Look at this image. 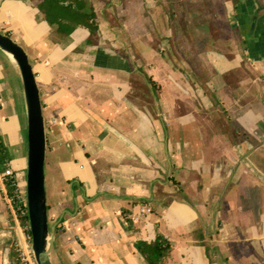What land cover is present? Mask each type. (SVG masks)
Instances as JSON below:
<instances>
[{"label":"crops","instance_id":"crops-1","mask_svg":"<svg viewBox=\"0 0 264 264\" xmlns=\"http://www.w3.org/2000/svg\"><path fill=\"white\" fill-rule=\"evenodd\" d=\"M41 1L0 0V31L40 89L53 264H148L135 241L157 233L166 264L264 255V0H84L98 28L68 35ZM0 129L20 181L26 101L2 49ZM13 241L28 247L0 178V264Z\"/></svg>","mask_w":264,"mask_h":264},{"label":"water","instance_id":"water-1","mask_svg":"<svg viewBox=\"0 0 264 264\" xmlns=\"http://www.w3.org/2000/svg\"><path fill=\"white\" fill-rule=\"evenodd\" d=\"M0 49L12 54L19 69L27 110L26 202L36 264H53L54 229L50 228L46 195V123L33 64L25 48L0 31ZM4 264H8L6 259Z\"/></svg>","mask_w":264,"mask_h":264},{"label":"trees","instance_id":"trees-1","mask_svg":"<svg viewBox=\"0 0 264 264\" xmlns=\"http://www.w3.org/2000/svg\"><path fill=\"white\" fill-rule=\"evenodd\" d=\"M38 6L44 13L46 20L55 26L56 31L62 35L72 33L79 25L88 27L92 33L96 32L98 28L96 13L92 7L87 6L84 0H42ZM148 79L154 84V81L150 77ZM11 159L8 146L4 141L0 129V172L4 171L10 165ZM22 178L24 180L26 179V170ZM3 182L6 186L7 194L11 199L14 213L26 234L31 236L28 212L23 213V210L26 208V203L19 197L21 190L26 191V181L22 185L10 179L4 180ZM135 247L144 256L148 264H166L173 250L172 242L162 233H157L153 240H147L145 238L137 239L135 241ZM10 264H22L20 251L16 247L15 241H13L11 246Z\"/></svg>","mask_w":264,"mask_h":264},{"label":"built area","instance_id":"built-area-1","mask_svg":"<svg viewBox=\"0 0 264 264\" xmlns=\"http://www.w3.org/2000/svg\"><path fill=\"white\" fill-rule=\"evenodd\" d=\"M0 178L3 181L10 179V180H12L14 182H18L20 184L19 177L11 165L7 166V168L4 171L0 172ZM19 197L22 199V201H24V203H26V208L23 210V213L28 212L27 211V202H26V192L21 190V192L19 193ZM10 202H11V199H10ZM147 211H151V209L148 207ZM27 248L26 249L24 248L22 250V253H21L20 260H21L22 264H36V261L34 258V251H33L32 247L29 246V248L28 249Z\"/></svg>","mask_w":264,"mask_h":264},{"label":"rangeland","instance_id":"rangeland-1","mask_svg":"<svg viewBox=\"0 0 264 264\" xmlns=\"http://www.w3.org/2000/svg\"><path fill=\"white\" fill-rule=\"evenodd\" d=\"M18 68V67H17ZM26 135H27V131H26ZM23 181H26V179L24 180L23 178L20 180V183L21 182H23ZM24 183V182H23ZM11 205H12V203H11ZM12 209H13V207H12ZM263 208H261V210H262ZM14 210V209H13ZM16 215V214H15ZM27 242H28V248H29V246L30 247H32V239H31V236H29L28 234H27ZM19 248V247H18ZM27 248V249H28ZM22 250H23V248H21V249H19V251H20V257H21V253H22ZM260 254V253H259ZM258 253H256V255H255V259H254V261H253V263H251V264H264L263 262H262V260H261V256H262V258H263V256L264 255H259ZM264 259V258H263Z\"/></svg>","mask_w":264,"mask_h":264},{"label":"bare ground","instance_id":"bare-ground-1","mask_svg":"<svg viewBox=\"0 0 264 264\" xmlns=\"http://www.w3.org/2000/svg\"><path fill=\"white\" fill-rule=\"evenodd\" d=\"M9 56H10V58L14 61V59H13V56H12V54H8Z\"/></svg>","mask_w":264,"mask_h":264}]
</instances>
